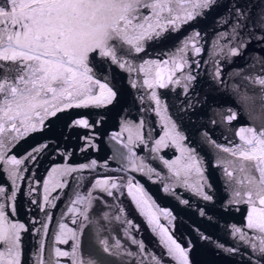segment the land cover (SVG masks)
<instances>
[{
  "label": "water",
  "instance_id": "water-1",
  "mask_svg": "<svg viewBox=\"0 0 264 264\" xmlns=\"http://www.w3.org/2000/svg\"><path fill=\"white\" fill-rule=\"evenodd\" d=\"M219 2L223 5L228 0ZM225 11V7L214 8L203 17L180 25L179 31L166 33L163 39L147 41L143 52L126 57L131 62V72L109 65L108 82L117 91V99L113 104L102 108L90 106L66 109L58 113L56 118L45 121L51 127L46 128L43 133H31L18 141L10 139L17 135L15 130L5 133V144L13 145L6 151V157L24 159L35 145L45 142L49 145L35 161L25 159L20 166L23 179L19 182L20 194L15 202L16 215L11 216L8 208L5 209L13 221L23 223L28 229L21 233V264H35L38 240L43 236L42 233L35 234L34 230L40 228L41 223L33 221L48 225L47 235L43 236L45 255L53 247L72 251L74 241L71 239L66 244H55V235L59 232L61 223L77 231L79 241L82 240V233H78L82 218L75 217L77 223L73 224L74 217L69 212L71 201L75 199L77 184L81 196L87 197L91 192L92 205L88 209L93 221L91 224L98 226L99 238L108 239L110 244L119 240L125 248L137 252V245L132 244L126 235L128 231L132 238L144 244L145 252L158 257L161 264H176L166 254L170 235L188 250L189 264H261L259 258L253 256L249 245L238 238L239 234L233 235V227H239L248 236L254 237L250 243L257 246L260 243V234L246 227L251 206L248 203L232 202L238 185L226 176L224 169L233 167L236 158L221 149H237L243 145L241 137H249L250 134L241 129L255 128L260 131L264 128V121L250 115L253 111H259V101L244 108L235 103L233 93L234 87L251 96L260 93L259 86L252 85L243 78L264 75V64L256 59L259 57L264 60V46L253 41L239 57L210 56L217 34L228 28L227 24H217ZM194 32L200 33L198 46L202 47L201 54L195 55L191 44L185 52H180L182 42ZM219 43L224 45L228 41L221 40ZM173 59L177 64L187 61L173 76V80L179 82H167L165 77L166 87L155 84L153 88H149L144 81H151V78L139 71L140 65L145 61ZM217 66L221 69L219 82L214 79ZM187 74L194 76L195 80L185 94V84L188 82L184 77ZM96 75L101 78L99 72ZM133 82L136 87H132ZM153 91L167 108V114L177 125V130L185 137L181 146L193 152L201 162L206 181L203 190L212 197L210 201H205L196 194L195 169L187 178L184 175L178 178L168 167L173 161L183 163L187 152L182 153L181 147L171 142L157 152L151 151L156 146L155 141L164 135L163 121L156 115V105L151 99ZM229 110L237 113V118L231 122L226 118L230 115ZM77 119H87L93 126L87 129L70 127L71 122ZM141 120L144 121L141 133L146 144L136 142L131 145L136 164L130 165L126 158L129 155L128 149L123 147L129 133L124 129L125 125H138ZM86 138L94 146H88ZM93 160L96 161L95 168L72 173L67 177L68 184L64 189H56L50 193V200L58 198L53 200L55 207L45 205L52 217L47 220L38 205L43 203V184L48 179L49 171L53 167L79 168L91 164ZM141 163L146 165L143 170H133ZM3 167L0 162V169ZM177 167L178 164L173 165V169ZM149 169L152 171L149 172ZM5 176L6 173L0 170V184L9 183ZM98 179L115 180L120 187L118 190L112 189V195L109 196L100 188L93 190L92 186ZM129 181L133 185H139L143 195L135 187L130 194ZM33 199L36 204L31 202ZM201 211L206 215H200ZM117 216L120 219L117 220ZM157 218L159 225L167 229L166 232H162L157 226ZM218 244L223 247H218ZM229 248L233 251L225 250ZM79 257L82 259L80 252ZM107 259L111 264H136V260L126 256ZM60 264H72V260L62 257ZM144 264L150 262L145 260Z\"/></svg>",
  "mask_w": 264,
  "mask_h": 264
},
{
  "label": "snow or ice",
  "instance_id": "snow-or-ice-1",
  "mask_svg": "<svg viewBox=\"0 0 264 264\" xmlns=\"http://www.w3.org/2000/svg\"><path fill=\"white\" fill-rule=\"evenodd\" d=\"M218 7H225L226 11L217 20V24H227L228 28L217 34L210 56L239 57L253 41L264 46V0H228L223 5L219 0H0V162L4 165L0 170L6 173L5 179L9 182L0 184V264H21V233L28 231L23 223L10 218V215L15 216L17 212L15 202L20 194L19 182L23 179L20 166L25 159L35 161L49 147L46 142L37 144L24 159L6 157V151L13 145L5 144V133L15 130L17 135L10 139L18 141L31 133H43L46 128L51 127L45 121L56 118L58 113L66 109L90 106L102 108L113 104L117 99V91L108 82L109 65L133 71L127 56L143 52L147 41L163 39L166 33L177 32L180 25L203 17L206 12ZM199 36V32H194L182 42L183 46L179 51L185 52L191 44L192 52L200 55L202 47L198 46ZM221 40L228 43L221 45ZM256 59L264 64V60L259 57ZM186 64V60L183 64H177L175 59L145 61L140 65L139 71L151 78V81H144L149 88H153L155 84L166 87L165 77L167 82L178 83V80H173V76L177 69H182ZM97 72L101 74V78H97ZM220 73L221 69L217 66L214 79L218 82ZM184 79L188 82L185 84L187 94L195 77L187 74ZM243 79L259 86L261 91L257 96H251L234 87V101L247 108L250 103L255 104L258 100L259 111H253L250 115L264 121V75L245 76ZM132 87H136L135 82ZM151 99L155 102L156 115L163 121L164 128V135L155 141L156 146L151 151L157 152L171 142L181 147L182 153L187 152L183 163L173 161L168 167L178 178L181 175L187 178L195 169L196 194L203 200L210 201L212 197L203 190L206 181L203 178L201 162L193 152L181 146L185 137L177 130V125L168 116L167 108L155 91L151 93ZM229 111L230 115L226 118L231 122L237 118V113L234 110ZM69 126L87 129L93 125L87 119H77ZM143 127V120L138 125H125L124 130L129 136L123 147L128 149L129 155L126 158L130 165L136 164L131 145L136 142L146 144L141 133ZM241 131L250 134L249 137H241L243 145L237 149H221L236 158L234 166L225 168L224 172L238 185L232 202L248 203L251 206L246 227L260 234V243L258 246L250 243L254 237L248 236L239 227H233L232 232L234 236L239 234L238 238L248 244L253 256L258 257L261 264H264V128L260 131L255 128ZM86 142L88 146H94L90 139L86 138ZM117 142L120 143V140L117 139ZM177 164L179 167L173 169V165ZM95 166L96 161L93 160L91 164L79 168L53 167L49 171L48 179L43 184V203L38 205L47 220L52 217L46 211L45 205L55 207L53 200L58 198L53 197L50 200V193L56 189H64L68 184L67 177L72 173ZM145 167L141 163L133 170H143ZM119 187L117 181L109 179H98L92 186L93 190L100 188L109 196L112 195V189L118 190ZM133 187L143 195L139 185H133L131 181L130 194ZM76 188L69 212L73 214V224L77 223L75 217L82 218L79 228L82 233L84 227L93 222L88 216L93 197L91 192L87 197L81 196L78 184ZM236 197L239 199H235ZM31 202L37 203L35 199ZM6 207L10 215L6 212ZM200 215L206 213L201 211ZM116 219L120 218L117 216ZM156 222L162 232L167 231L159 225L158 218ZM33 223H41V227L34 230L35 234L47 235V223ZM129 226L131 227L130 222ZM126 235L132 244L137 245V252L125 248L119 240L110 244L108 239L98 236L97 257L83 260L79 257L80 241L77 231L61 223L59 232L55 235V244H66L71 239L74 241L72 251L53 247L45 255V240L41 236L35 253V264H60L62 257L70 258L72 264H111L107 257L113 256L129 257L136 260V264H144L145 260L150 264H161L158 257L145 252L144 244L132 238L130 232L126 231ZM168 240L170 245L166 244V254L176 264H189L188 250L181 247L170 235ZM217 246L223 247L219 244ZM225 250L233 251L230 248Z\"/></svg>",
  "mask_w": 264,
  "mask_h": 264
},
{
  "label": "bare ground",
  "instance_id": "bare-ground-1",
  "mask_svg": "<svg viewBox=\"0 0 264 264\" xmlns=\"http://www.w3.org/2000/svg\"><path fill=\"white\" fill-rule=\"evenodd\" d=\"M96 227H98V226H94L93 229H95ZM92 232H93V231H92V227H91V225L85 227V228H84V239H82V240L80 239V248H79V252H80V255H81V257H82L83 260H85V258H84V256H83V254H84V249L86 250V255H89V257H90V253H89L88 248H84V243H85V242H87V243H88V242H93L94 249H95L96 251H98V249H99L98 239H96L94 236H93V239H92V240L87 239L88 237L91 236ZM82 237H83V232H82ZM88 246H89V245H88ZM97 255H98V254H95L94 256L97 257Z\"/></svg>",
  "mask_w": 264,
  "mask_h": 264
},
{
  "label": "rangeland",
  "instance_id": "rangeland-1",
  "mask_svg": "<svg viewBox=\"0 0 264 264\" xmlns=\"http://www.w3.org/2000/svg\"><path fill=\"white\" fill-rule=\"evenodd\" d=\"M82 210H83V209H82ZM88 216H89V218H90L89 211H88ZM90 220H91V219H90ZM89 225H91V227H92V231H93V232H92L91 236L88 237L87 239L92 240V239H93V236H94L96 239H98V236H99V230H98V227H96L95 229H93L94 226H92L91 223H88V224H87V226H89ZM84 228H85V227H84ZM78 233L80 234L81 232L78 231ZM82 239H84V229H83V237H82ZM88 245H89V246H88ZM84 248H88L89 253H90V257H89V255H86V250L84 249V254H83V256H84L85 260H88L89 258H96L94 255H95V254H98L99 249H98V251H96V250L94 249L93 242H88V243L85 242V243H84Z\"/></svg>",
  "mask_w": 264,
  "mask_h": 264
}]
</instances>
